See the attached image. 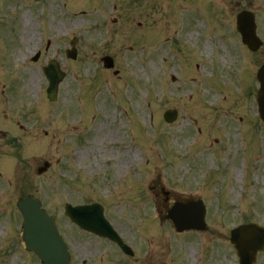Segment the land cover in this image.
<instances>
[{
	"label": "rangeland",
	"instance_id": "obj_1",
	"mask_svg": "<svg viewBox=\"0 0 264 264\" xmlns=\"http://www.w3.org/2000/svg\"><path fill=\"white\" fill-rule=\"evenodd\" d=\"M243 9L256 13L264 40V0H0V126L7 130L6 145L0 142V231H10L8 239L0 236V264H42L18 236L22 215L16 202L28 194L56 216L77 254L87 237L70 225L64 204L103 197L106 187L99 193L86 180L94 182L97 175V182L115 184L114 174L126 165L122 158L136 178L129 199L117 200L115 218L126 231L133 228L126 236L135 237L141 254L144 238L134 229L148 218V193L143 194L150 182L173 186L182 196L197 193L209 204L213 252L197 263L198 249L185 264H238L228 240V209L233 226L241 214L264 225V122L259 127L252 96L264 45L258 52L243 45L236 29ZM26 22L31 41L24 40ZM209 35L218 42L211 53L204 46ZM74 36L76 60L65 52ZM48 40L50 49L33 62ZM108 54L113 69L101 61ZM52 58L67 73L56 102L47 98L42 70ZM167 108L179 111L172 124L160 117ZM45 159L52 166L38 176L36 167ZM126 209L135 221L122 215ZM95 253H86L87 264H120L113 249L104 259ZM257 264H264V253Z\"/></svg>",
	"mask_w": 264,
	"mask_h": 264
},
{
	"label": "water",
	"instance_id": "obj_2",
	"mask_svg": "<svg viewBox=\"0 0 264 264\" xmlns=\"http://www.w3.org/2000/svg\"><path fill=\"white\" fill-rule=\"evenodd\" d=\"M245 13L241 14L239 17V26L240 30L244 36V41L252 48L258 49L261 45V41L256 36L255 28L256 25L254 23V16L251 14L244 15ZM68 55L72 57H76V50L68 51ZM107 65L112 66L113 63L111 59H106ZM45 71L50 78V87H49V96L52 100L56 98L57 93V85L63 79L64 73L60 71L59 63L57 61H51L49 66L45 67ZM259 79L261 80L264 86V68L259 74ZM262 104L264 105V92L261 95ZM169 119H173L175 117V112L168 113ZM48 167V164H45V167L40 168V172L45 170ZM31 208L30 205H27ZM36 209V208H35ZM33 210L28 211L25 213L26 220L28 224L31 225V228L34 227L33 224V217L34 214L42 215L46 222H51L53 225V220L46 215L43 210L38 208V211L35 212ZM258 231L259 229L255 225L249 226L244 232L243 236L237 234L233 237V241L236 243V246L239 250V254L241 256V264H252L255 260L256 253L259 249H263L264 247V239L258 238ZM246 234V236H244ZM49 242L51 245V249L46 250L41 242H38L36 236L30 235L26 238V242L28 248L36 249L42 255L45 256V259L49 264H68V257L66 258L64 250L61 248L60 239L57 237L55 231H53L49 236Z\"/></svg>",
	"mask_w": 264,
	"mask_h": 264
},
{
	"label": "bare ground",
	"instance_id": "obj_3",
	"mask_svg": "<svg viewBox=\"0 0 264 264\" xmlns=\"http://www.w3.org/2000/svg\"><path fill=\"white\" fill-rule=\"evenodd\" d=\"M75 24V23H74ZM76 25V24H75ZM24 26H25V35H24V40H25V37H28V39L31 41V39H32V34H31V26L29 27L28 25H27V22L24 24ZM209 37H211V36H209ZM204 46H205V48L207 49V50H209V51H211L212 50V47H211V39L210 38H208L205 42H204ZM222 58V57H221ZM132 148V147H131ZM126 151H128V149L126 148ZM129 151H130V149H129Z\"/></svg>",
	"mask_w": 264,
	"mask_h": 264
}]
</instances>
